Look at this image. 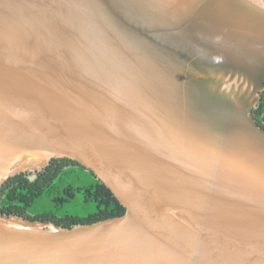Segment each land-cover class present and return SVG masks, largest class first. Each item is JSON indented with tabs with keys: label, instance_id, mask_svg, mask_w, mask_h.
Returning a JSON list of instances; mask_svg holds the SVG:
<instances>
[{
	"label": "water",
	"instance_id": "1",
	"mask_svg": "<svg viewBox=\"0 0 264 264\" xmlns=\"http://www.w3.org/2000/svg\"><path fill=\"white\" fill-rule=\"evenodd\" d=\"M264 0H0V189L67 159L121 216L0 213V264H264Z\"/></svg>",
	"mask_w": 264,
	"mask_h": 264
},
{
	"label": "trees",
	"instance_id": "2",
	"mask_svg": "<svg viewBox=\"0 0 264 264\" xmlns=\"http://www.w3.org/2000/svg\"><path fill=\"white\" fill-rule=\"evenodd\" d=\"M253 113L264 128V92L260 106ZM124 212V207L102 182L67 159L57 168L49 165L32 181L25 173L11 177L0 189V213L52 221L63 227L89 224Z\"/></svg>",
	"mask_w": 264,
	"mask_h": 264
},
{
	"label": "flooded vegetation",
	"instance_id": "3",
	"mask_svg": "<svg viewBox=\"0 0 264 264\" xmlns=\"http://www.w3.org/2000/svg\"><path fill=\"white\" fill-rule=\"evenodd\" d=\"M63 163V159H54L51 163H50V165H54V167L55 168H57L60 164H62Z\"/></svg>",
	"mask_w": 264,
	"mask_h": 264
}]
</instances>
